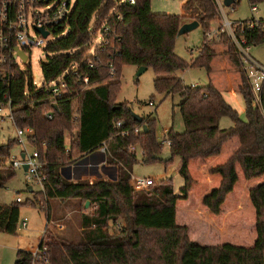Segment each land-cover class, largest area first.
<instances>
[{
    "label": "trees",
    "instance_id": "1",
    "mask_svg": "<svg viewBox=\"0 0 264 264\" xmlns=\"http://www.w3.org/2000/svg\"><path fill=\"white\" fill-rule=\"evenodd\" d=\"M151 3L76 0L69 31L45 48L54 55L41 63V87L30 66L22 69L11 57L0 65V105L11 101L15 128L35 130L29 146L39 152L47 175L45 190L30 203L48 220L52 200L90 205L80 242H59L46 229L38 253L52 264H264V85L257 104L234 42L226 33L208 40L211 23L218 21L215 0H187L180 15L155 13ZM192 21L203 27L204 41L188 63L176 54L175 42L181 26ZM251 21H240L237 31L250 47L264 43V19L253 27ZM103 26L109 36L94 45ZM125 65L153 69L158 94L182 97L185 129L168 130L167 151L156 136L157 119L139 121L130 102H118ZM190 67L204 68L209 84L185 85L181 74ZM67 70L68 91L54 98L49 84ZM230 92L243 96L246 120L225 100ZM223 117L233 126L221 128ZM18 144L17 137H0V191L16 175L11 157ZM103 147L107 164L117 169L115 179L63 177L64 166ZM164 152L173 154L164 163L181 159L180 194L171 179L136 190L131 179L139 154L151 163ZM20 204L0 203V232L17 234ZM15 264L42 262L19 250Z\"/></svg>",
    "mask_w": 264,
    "mask_h": 264
},
{
    "label": "rangeland",
    "instance_id": "2",
    "mask_svg": "<svg viewBox=\"0 0 264 264\" xmlns=\"http://www.w3.org/2000/svg\"><path fill=\"white\" fill-rule=\"evenodd\" d=\"M187 0H152V10L155 13H167L180 15L182 6ZM76 3V0H72ZM253 4L249 0H237L236 5L225 6L224 12L228 19L232 21H244L251 19H264V3H257L258 11L253 13L251 10ZM218 25L217 19L211 23V30ZM49 38L48 41H52ZM94 45L100 42V35L94 40ZM204 41V29L202 26L190 31L187 34L177 37L175 42L176 54L186 62L196 58L199 54V48ZM93 50V49H92ZM251 55L264 66V43L250 47ZM54 54L48 53L45 46L33 48L29 55V61L26 65L18 59L21 68L30 66L32 70L33 80L37 87L45 85V80L41 71V63L45 62L48 57ZM139 67L134 65H125L122 69V89L118 96V102L128 101L131 103L132 111L140 116L152 117L157 119L156 136L162 142L165 138V131L174 128L175 131L183 132L184 121L182 118L180 103L182 97L180 95H160L154 88V71L148 68L139 77L137 73ZM182 78L185 85H200L209 84L207 71L200 67H190L182 72ZM231 93V92H230ZM226 93L227 96H235L233 107L238 111L240 117L246 120V104L244 98L239 93ZM0 115V137L2 141H6L9 137L16 138V129L11 124L5 114ZM233 125L229 117H224L222 125ZM224 128V127H223ZM165 151L168 150L166 145ZM22 144L16 145L12 153L13 155L20 154ZM32 151L31 148H28ZM141 154V153H140ZM139 154V161L133 167V177L153 178L156 183L163 180L171 179L174 191L180 194V188L184 184V178L179 173L181 159L175 156L170 163L161 161L145 163L142 162V157ZM78 155H74L76 160ZM116 171V172H115ZM117 173L115 166H110L106 162V153L99 156H89L78 161H72L62 168L63 177L76 182L88 180L94 182L97 179L112 180V176ZM176 173L174 176L173 174ZM131 184L134 187L135 182L131 179ZM30 183L28 182L24 169H17L16 175L7 185L0 191V203L11 204L20 197L23 202L20 204L21 223L17 234H9L0 232V264H15L17 252L19 250L30 251L37 249L39 239H42L46 229L50 230L54 238L59 242L78 243L83 238V216L90 212L87 210L89 206L82 204L79 200H59L51 201V219L48 220L45 210L39 205H33L29 200H33L35 193L41 191L40 186L34 185V191L30 192ZM137 190V189H136ZM144 190V189H142ZM44 196L46 194L42 193ZM45 204V203H44ZM26 221L28 226L23 227L21 224ZM122 223V222H121ZM112 232V227H110Z\"/></svg>",
    "mask_w": 264,
    "mask_h": 264
},
{
    "label": "built area",
    "instance_id": "3",
    "mask_svg": "<svg viewBox=\"0 0 264 264\" xmlns=\"http://www.w3.org/2000/svg\"><path fill=\"white\" fill-rule=\"evenodd\" d=\"M215 1L218 12V25L213 31L208 33V40H213L220 33H226L234 42L239 50L243 70L251 85L255 102L259 104L260 94L264 85V66L251 55L250 46L246 38L237 34V31L243 24L240 21L228 19L224 12V0ZM118 2L119 4H135V0H118ZM74 7L75 3L73 4L72 0H0V65L6 64L10 57L20 67L18 59L26 65L33 48L41 46H45L46 48L50 43L48 41L49 38H52V41H54L57 37L65 35L69 31V20ZM258 9V6L255 4L251 7L253 13H256ZM259 23H261L260 20L253 19L248 25L253 27ZM36 28H42L47 31L48 36L45 37ZM60 30H63L62 33L56 35V32ZM109 33L110 28L103 26L97 33V36L100 35V42L98 44L105 42L106 36H109ZM18 51L26 54V61H23ZM68 72L69 70L49 84V89L53 93L54 98L61 97L67 93L68 84L64 76ZM73 74L79 76L76 70ZM83 79L86 83L89 81L88 77H83ZM3 114L7 116L10 122H13L12 103L10 100L0 105L1 118H3ZM119 126H121V122L118 123ZM15 129L19 144H22L23 149L19 156L12 155V165L15 169H23L24 165H27L26 176L30 186L34 189V185H38L44 191L47 182V175L43 172L44 163L40 160L39 152L32 149L28 141L30 137L35 135V130L31 127H16ZM167 132L168 130L165 131V136ZM162 144L169 147L171 142L165 137L162 140ZM28 148H31L32 151ZM101 150L103 153H106V147L101 148ZM132 180H134V188L137 190L147 189L156 183L151 177H132ZM16 201L23 202L20 197ZM21 225L27 227L28 224L26 221H23ZM33 254L34 259L42 262V264H52L49 258L38 253V250L34 251Z\"/></svg>",
    "mask_w": 264,
    "mask_h": 264
},
{
    "label": "water",
    "instance_id": "4",
    "mask_svg": "<svg viewBox=\"0 0 264 264\" xmlns=\"http://www.w3.org/2000/svg\"><path fill=\"white\" fill-rule=\"evenodd\" d=\"M235 0H224V4L225 6H231L233 3H234ZM200 26V23L198 21H192V22H189V23H185L181 26L179 32H178V36H181V35H184V34H187L189 33L190 31L198 28ZM36 30L39 32V33H42L45 37L48 36V32L43 30L42 28H36ZM18 54L20 55V57H22L23 61H26L27 60V56L24 52L22 51H18ZM148 69V67H139V71L137 73V77H139L143 72H145L146 70ZM133 113V116L134 118H136L137 120L141 121L142 120V116L140 115H137L135 114L134 112ZM24 156V155H23ZM173 157V154L171 152H164L162 154H158V155H155L154 158L158 161H162V162H168L171 158ZM24 171L27 172V169H28V166L27 165H24L23 167ZM176 173L173 174V176L175 175ZM29 191L32 192L33 189H32V186L29 187ZM89 205V202H87V206Z\"/></svg>",
    "mask_w": 264,
    "mask_h": 264
},
{
    "label": "crops",
    "instance_id": "5",
    "mask_svg": "<svg viewBox=\"0 0 264 264\" xmlns=\"http://www.w3.org/2000/svg\"><path fill=\"white\" fill-rule=\"evenodd\" d=\"M231 94V93H230ZM236 94V93H235ZM235 97V96H234ZM233 96H231L230 95V97L229 96H227L226 95V93H224V98H225V100L233 107V100H235V98H234ZM234 108V107H233ZM224 118V117H223ZM222 118V119H223ZM222 119H221V121H220V127L221 128H223V129H226V128H229V127H231V126H233V125H228V124H225V125H222L221 126V122H222ZM168 130V129H167ZM101 152H102V150L101 149H99V150H97L96 152H94L93 154H91V155H87L86 157H89V156H92V157H95V156H99L100 154H101ZM103 153V152H102ZM85 158V157H84ZM116 172V171H115ZM116 176H117V173H115L114 174V176H112V180L113 179H115L116 178ZM77 182V181H76ZM28 226V225H27ZM40 240L41 239H39V242H40ZM37 249H33V250H30L31 252H34V251H36Z\"/></svg>",
    "mask_w": 264,
    "mask_h": 264
}]
</instances>
